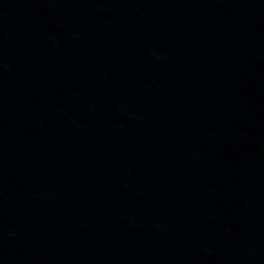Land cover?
Listing matches in <instances>:
<instances>
[{
	"label": "water",
	"instance_id": "obj_1",
	"mask_svg": "<svg viewBox=\"0 0 264 264\" xmlns=\"http://www.w3.org/2000/svg\"><path fill=\"white\" fill-rule=\"evenodd\" d=\"M0 227L19 264H264V0H0Z\"/></svg>",
	"mask_w": 264,
	"mask_h": 264
}]
</instances>
